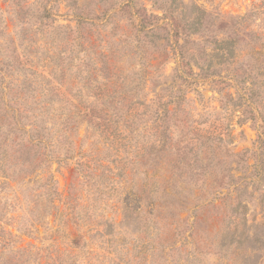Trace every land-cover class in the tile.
Instances as JSON below:
<instances>
[{"label":"rangeland","instance_id":"obj_1","mask_svg":"<svg viewBox=\"0 0 264 264\" xmlns=\"http://www.w3.org/2000/svg\"><path fill=\"white\" fill-rule=\"evenodd\" d=\"M252 2L0 0V264H264Z\"/></svg>","mask_w":264,"mask_h":264},{"label":"trees","instance_id":"obj_2","mask_svg":"<svg viewBox=\"0 0 264 264\" xmlns=\"http://www.w3.org/2000/svg\"><path fill=\"white\" fill-rule=\"evenodd\" d=\"M256 2H258V4L257 3L255 4V3L252 2L251 6H250V9L248 10L249 16H256L257 13L258 14H264V0H256ZM259 8H262V9H260L261 11L258 10ZM258 137L261 138V135H259ZM48 178H49V180H51L52 187L54 189L53 185L55 184V181H54L53 177L51 175H49L47 177V179ZM55 193H56V190H55ZM56 194H58V192ZM68 196H69V193H68Z\"/></svg>","mask_w":264,"mask_h":264}]
</instances>
